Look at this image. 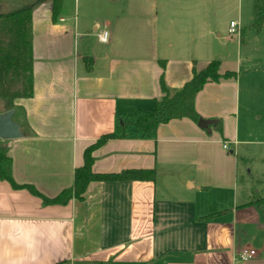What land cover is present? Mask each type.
<instances>
[{"label": "crops", "instance_id": "0c3cea01", "mask_svg": "<svg viewBox=\"0 0 264 264\" xmlns=\"http://www.w3.org/2000/svg\"><path fill=\"white\" fill-rule=\"evenodd\" d=\"M11 1L0 0L3 13L36 0ZM206 6L63 0L53 22L49 1H40L32 11L33 95L15 102L12 118L23 138L0 140L13 182L56 197L72 186L84 150L114 131L115 116L152 109L161 77L178 91L193 66L216 58L204 47ZM239 92L236 77L196 96L200 119L216 122L209 131L172 120L152 138L109 140L93 153L96 174L155 171L154 181L92 182L65 206L0 181V264H264V193L254 192L263 194L260 207L241 194V147L252 142L240 139ZM243 248L257 256L240 261Z\"/></svg>", "mask_w": 264, "mask_h": 264}, {"label": "trees", "instance_id": "16d2710c", "mask_svg": "<svg viewBox=\"0 0 264 264\" xmlns=\"http://www.w3.org/2000/svg\"><path fill=\"white\" fill-rule=\"evenodd\" d=\"M42 0L22 6L8 13H0V104L3 112L14 110L15 102L30 99L33 95V29L32 11ZM51 6V19L59 16L63 0H48ZM264 22V0H254L253 27L257 32ZM234 72L220 73V62L213 60L203 69H192L191 79L183 87L172 92L163 78L160 79L161 98L155 101L152 109L137 111L132 115L115 116V129L88 146L83 153V165L73 173V184L54 198H46L30 186H17L12 179L11 160L6 150L0 146V181L7 182L14 190H27L39 198L45 206H65L72 199L80 200L92 182H133L154 181L155 171L128 170L118 174H96L92 171L93 153L109 140L149 139L155 136L159 126L172 120L189 119L198 123L200 117L195 111V98L205 85L233 80ZM261 201L254 204L260 207ZM218 215V214H217ZM217 215L209 217L214 219Z\"/></svg>", "mask_w": 264, "mask_h": 264}, {"label": "rangeland", "instance_id": "374dc122", "mask_svg": "<svg viewBox=\"0 0 264 264\" xmlns=\"http://www.w3.org/2000/svg\"><path fill=\"white\" fill-rule=\"evenodd\" d=\"M253 4L254 0H224L217 4L210 0V6L205 7L209 21H203L202 30L209 33L204 47L208 42L210 54L216 56L213 60L221 63L220 71L234 72L239 79L241 120L245 118L240 124V139L252 142L241 147L247 156L245 160L239 158V178L241 194L249 201L263 196L255 194L256 189L264 193V22L257 32L253 27ZM231 21L238 24V36L228 34Z\"/></svg>", "mask_w": 264, "mask_h": 264}, {"label": "water", "instance_id": "95a60500", "mask_svg": "<svg viewBox=\"0 0 264 264\" xmlns=\"http://www.w3.org/2000/svg\"><path fill=\"white\" fill-rule=\"evenodd\" d=\"M14 110L0 114V140H18L23 138L20 125L13 122ZM216 124L215 121L199 119L197 126L200 129L209 131L208 127Z\"/></svg>", "mask_w": 264, "mask_h": 264}, {"label": "built area", "instance_id": "2783aa9c", "mask_svg": "<svg viewBox=\"0 0 264 264\" xmlns=\"http://www.w3.org/2000/svg\"><path fill=\"white\" fill-rule=\"evenodd\" d=\"M229 34L230 35H235L238 36L239 35V29H238V24L235 22H231L229 24ZM108 33L107 32H103L99 35V40L102 43H106L108 40ZM225 149H227L226 147H224ZM257 256L256 251L254 250H250L247 248H243L239 254H238V258L240 261L242 262H247L253 258H255Z\"/></svg>", "mask_w": 264, "mask_h": 264}]
</instances>
